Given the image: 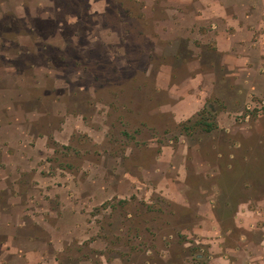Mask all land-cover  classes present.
Masks as SVG:
<instances>
[{
  "label": "rangeland",
  "instance_id": "obj_1",
  "mask_svg": "<svg viewBox=\"0 0 264 264\" xmlns=\"http://www.w3.org/2000/svg\"><path fill=\"white\" fill-rule=\"evenodd\" d=\"M217 1L223 51L207 20L183 42L154 32L190 25L194 0H0V176L20 177L0 210L14 194L26 212L17 241L57 264H207L192 232L206 201L225 244L262 239L232 216L264 203V0Z\"/></svg>",
  "mask_w": 264,
  "mask_h": 264
},
{
  "label": "crops",
  "instance_id": "obj_2",
  "mask_svg": "<svg viewBox=\"0 0 264 264\" xmlns=\"http://www.w3.org/2000/svg\"><path fill=\"white\" fill-rule=\"evenodd\" d=\"M201 2L202 0H194V5H198L195 7L200 13L194 12L193 17L187 20L186 24L190 25L182 27L185 22H182L181 20L180 23L176 25V28L170 29L167 32L164 30L165 25L161 26V29L158 30L156 23H160V21H156L153 26L154 32H156L158 37L160 36L163 40L176 39L183 42L184 38L182 36L184 35V32H186V27H194L196 25L202 27L201 19L207 20L206 22L208 25H212V28H216L214 23L218 21L216 17H213L215 13H211L210 10L215 9V2L218 1L211 0L209 5H202ZM170 31L173 33H170ZM160 32L163 36L160 35ZM224 33V30L222 31L220 28H216V32L213 35L215 46L219 51H223L221 41L225 40L223 37ZM229 37L231 38L230 35ZM232 46L233 44L231 42L228 49L232 48ZM190 83L191 85L194 84V89L200 90L198 93L192 92V94H200L197 98L196 107H194V114L197 115L204 106V96H206L207 93L201 91V81L192 78ZM15 151V148H6V146H4L1 150L3 155L2 158L5 159L6 156L9 155L12 157V154L15 153ZM3 167L9 168L11 175L8 177V174L4 172L3 175L0 176V193L10 190L9 187L11 189L12 187H17L20 178L13 176V170H17L18 168L16 163L6 162L3 163ZM13 195L14 194L10 195L11 197L6 201L8 204L4 205L5 210H0V234L9 235L7 236L6 242L0 244V253L22 254L24 256V264H57L54 255L48 252L44 253L41 244L37 246V244H34L31 240L27 239L17 241L19 238H14V236H12L15 229L17 230L19 228V225L17 224L16 226L12 225V223L16 222L13 217L18 219L20 216L23 217V215L26 214L25 211H19L17 213L16 210H13V204L16 202L15 199L12 200ZM213 205L214 201H206L202 204L201 207L204 209L201 210V207L199 208V221L194 227H192L193 234L198 235L200 239H205L208 243V254L210 258L207 261V264H264V203L258 202L257 206L253 209L240 205L232 216L235 227L243 228V230L250 233L262 232V239L260 238L259 242H255L252 238H247L245 236L244 238H240L233 246L224 243L225 233L220 229L218 222L216 221ZM31 217L35 218L34 215H31ZM0 258L2 257L0 256ZM0 264H3V260L0 261Z\"/></svg>",
  "mask_w": 264,
  "mask_h": 264
},
{
  "label": "trees",
  "instance_id": "obj_3",
  "mask_svg": "<svg viewBox=\"0 0 264 264\" xmlns=\"http://www.w3.org/2000/svg\"><path fill=\"white\" fill-rule=\"evenodd\" d=\"M213 106H214L213 102H206V106H204V108L197 114V117L194 120V125L200 126L206 132H210L215 128V125L213 123L208 122V117H207V115H210L212 112H214V114L217 112L214 111Z\"/></svg>",
  "mask_w": 264,
  "mask_h": 264
}]
</instances>
